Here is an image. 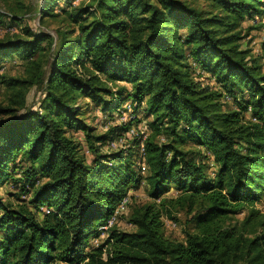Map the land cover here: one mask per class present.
<instances>
[{"label":"trees","instance_id":"1","mask_svg":"<svg viewBox=\"0 0 264 264\" xmlns=\"http://www.w3.org/2000/svg\"><path fill=\"white\" fill-rule=\"evenodd\" d=\"M56 1L42 0L41 22ZM6 11L0 17L17 25ZM65 14L55 39L27 26L0 39V69L15 57L25 63L23 76L0 73L10 92L0 103V185L19 191L15 202L0 195V264H264V213L255 207L264 191V62L246 42L264 0H81ZM193 66L217 87L196 81ZM33 86L43 91L35 110L25 106ZM80 97L104 115L101 133L83 118ZM141 110L150 133L127 135ZM76 130L85 146L69 134ZM119 136L126 147L104 150ZM189 142L213 156V178L188 158ZM141 182L151 201L131 207L134 229L112 223L102 240L101 227ZM172 185L179 194L166 197ZM173 208L194 211L195 231L183 240L163 232Z\"/></svg>","mask_w":264,"mask_h":264},{"label":"rangeland","instance_id":"2","mask_svg":"<svg viewBox=\"0 0 264 264\" xmlns=\"http://www.w3.org/2000/svg\"><path fill=\"white\" fill-rule=\"evenodd\" d=\"M81 0H57L56 3L52 6V13L55 14L54 16H46L42 22L39 19L38 15V9L42 3V0H0V12L6 13L7 9L11 8L14 13L17 14V19L19 20L17 25L10 26V22L7 19V17H0V39L5 40L11 35H23L22 29L24 27H29L36 33H48L50 34L53 39L56 38L55 30L57 27L63 26V28H66L67 25L66 22H62L63 19L67 21L65 11L70 8L71 5H76L80 3ZM86 1V0H85ZM191 1V0H190ZM195 5L197 6H203L201 1H195ZM256 23H261L259 25L260 27L253 29L250 31L249 36L246 38V42L249 45V47L252 49V54L254 55H263L262 59L264 62V15L261 17L256 18ZM251 18H248L244 20L243 26H249L252 25ZM65 24V25H64ZM256 24V25H258ZM25 25V26H23ZM181 33H184L181 31ZM48 42L44 41L41 45L45 47L44 53L46 54L47 61L50 60V53L48 48ZM47 62V63H48ZM24 65L23 60L15 57L13 60H8L4 62L3 67L0 69V73H5L7 75L12 76H23L24 75ZM194 67V66H193ZM45 71L48 70V64L45 66ZM193 76L196 81H199L203 85H209L217 87L214 83L213 78H210L207 73H205L203 70L198 68L197 66L192 68ZM124 83H120L118 85H123ZM10 92L5 88L3 84H0V103H8ZM26 104L25 106L29 109H37L39 106L40 101L43 99V91L39 89L38 86H33L29 88L27 94H26ZM223 103L224 107L226 109H235L236 105L233 103L231 99L228 97H223ZM78 105L80 107V110L83 113V118L86 120V122L96 128V133H101L105 130V127L103 126L105 123L104 115L98 111V109L91 108L93 107L90 102H88L87 99H84L83 97H80L78 100ZM140 120L137 122L136 127L130 129L127 132V135L129 136H136L137 132L141 133L140 135H143L144 137L150 133V129L148 128L149 121L151 118H147L146 114L143 110H141V113L138 114ZM246 118L250 117V113L247 111L245 114ZM9 117V115L4 116V118ZM69 134L73 135L76 139L83 142V145L85 146V142L83 139V134L80 131H74L69 132ZM117 141V142H116ZM126 139L124 136H119L114 139L108 140L103 147L104 150L106 149H121L126 147L125 144ZM157 141L159 143H166V136L159 135L157 137ZM138 151V156L136 157V163L137 167H139V171L142 175L146 174V167L143 165V149ZM184 151H187L188 158H193L198 163H202L204 167V171L210 178H213L216 173L217 166L215 165L213 156L209 153L207 149L204 147H198L193 145L192 143H187L182 146ZM85 154L87 157V160H89L90 154L85 150ZM139 165V166H138ZM19 192L16 187L13 185L6 183L3 185H0V195L6 200V201H12L15 202V199L11 197L10 193ZM130 194V199L127 203L124 202L121 205L117 206L116 213L118 214V209H121L122 211H125V214H122L118 219L116 218V213L114 214L115 220L109 219V222H113L117 228H120L121 230L125 231H131L134 229V227L128 223L127 216L129 214V211L133 205H141L145 204L151 201V199L147 195V184L145 182H141L139 187L132 188L128 192ZM179 192L174 188L172 185V188L168 191L166 194V197H176ZM22 198L26 199V196H22ZM127 205V206H126ZM126 206V208H125ZM255 207L259 209L260 212L264 213V191L261 193V197L259 200L255 203ZM194 213H187L186 209H180V208H173L171 209V215L168 217L165 214L163 215L162 219L164 222V228L163 232L164 235L167 238L175 239V240H183L184 239V230H188L190 232H194V223L192 221L188 222L190 220V217ZM201 213H203L201 211ZM247 211L244 210L241 213L236 214L233 219L235 220H242L244 217H246ZM111 222V223H112ZM104 237L102 238V240Z\"/></svg>","mask_w":264,"mask_h":264},{"label":"built area","instance_id":"3","mask_svg":"<svg viewBox=\"0 0 264 264\" xmlns=\"http://www.w3.org/2000/svg\"><path fill=\"white\" fill-rule=\"evenodd\" d=\"M129 199H130V196H129V195H126V197H125V203H127ZM118 213H121V209H118ZM123 214H124V213H123ZM110 223H111V222H110ZM110 223H109V224H110ZM109 224H104L103 228L101 229V233L104 234V238H105V228H106V226L109 225Z\"/></svg>","mask_w":264,"mask_h":264},{"label":"bare ground","instance_id":"4","mask_svg":"<svg viewBox=\"0 0 264 264\" xmlns=\"http://www.w3.org/2000/svg\"><path fill=\"white\" fill-rule=\"evenodd\" d=\"M116 142H117V141H116ZM123 202H124V201H123ZM112 220H113V217H112ZM111 222H112V221H111ZM109 223H110V222H109ZM109 223H108V224H109ZM112 223H113V222H112ZM112 223H110L108 226H110ZM108 226H106V228H107ZM102 228H103V227H101V229H102ZM106 228H105V229H106Z\"/></svg>","mask_w":264,"mask_h":264}]
</instances>
